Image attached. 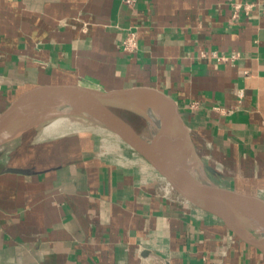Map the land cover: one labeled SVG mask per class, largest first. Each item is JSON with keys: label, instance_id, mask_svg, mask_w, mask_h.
Returning a JSON list of instances; mask_svg holds the SVG:
<instances>
[{"label": "crops", "instance_id": "crops-1", "mask_svg": "<svg viewBox=\"0 0 264 264\" xmlns=\"http://www.w3.org/2000/svg\"><path fill=\"white\" fill-rule=\"evenodd\" d=\"M263 2L0 0V111L35 84L154 87L199 172L264 197ZM62 118L0 147V264H264L106 127Z\"/></svg>", "mask_w": 264, "mask_h": 264}, {"label": "water", "instance_id": "water-1", "mask_svg": "<svg viewBox=\"0 0 264 264\" xmlns=\"http://www.w3.org/2000/svg\"><path fill=\"white\" fill-rule=\"evenodd\" d=\"M144 97L162 103L165 109L173 112L177 124L181 127L174 134L179 140L185 137L189 147L196 151L190 128L184 121L177 103L167 93L149 86L103 91L65 83L29 85L16 92L0 111V147L41 121L60 114L59 107L73 105L79 110L77 114L96 120L114 133L156 171L170 188L219 217L237 237L264 253V197L246 189L217 184L204 173L194 175L183 167L176 157L147 148L144 144L145 136L120 112L127 110L142 114L138 107L139 101H144ZM33 114H37L35 118L25 120L23 125L15 127L24 116L31 117ZM171 130L172 127L167 124L165 132ZM229 202L238 205L248 215L258 218L262 229L258 228L256 223H253L257 228L255 232L247 229L240 221L244 216L231 211Z\"/></svg>", "mask_w": 264, "mask_h": 264}, {"label": "bare ground", "instance_id": "bare-ground-1", "mask_svg": "<svg viewBox=\"0 0 264 264\" xmlns=\"http://www.w3.org/2000/svg\"><path fill=\"white\" fill-rule=\"evenodd\" d=\"M143 99H144V103H142V108H144V110L149 114V116L152 119V122L148 123V128H150V136L147 137L145 136L146 138L144 142L145 146L149 149L155 150L156 152H160L176 157L183 165V167L189 170L192 174L201 175L202 172H199L198 169L195 150L194 149L192 150L189 147V142L185 137H182L181 140H179L177 139V136L174 134V132H176V130L181 129V127L179 124H177V121L173 116V112L171 113V111H168L167 108L165 109V105H163L160 102L158 103L151 101L148 97H144ZM58 112L76 113L79 112V110L77 109V107L73 105H63L58 108ZM36 115L37 114L35 115L33 114L32 116L30 115L31 117H29L28 115L24 116L23 119H21L20 122L17 123V125H15V127L18 128V126H21L26 122L25 120H31L35 118ZM60 118L61 120H59L56 123H60L62 120L65 119L62 117ZM56 123L54 122V124ZM167 124H169L172 127L171 132L168 131L165 132V126ZM66 130L68 129L66 128ZM228 205L231 211L237 213L238 215L249 218L252 223H256L258 225V228L262 229V225L258 220V218L252 215H248L246 211H244L242 208H240L238 205L234 204L233 202H229Z\"/></svg>", "mask_w": 264, "mask_h": 264}, {"label": "rangeland", "instance_id": "rangeland-1", "mask_svg": "<svg viewBox=\"0 0 264 264\" xmlns=\"http://www.w3.org/2000/svg\"><path fill=\"white\" fill-rule=\"evenodd\" d=\"M142 103H144V101H139V107H138V109L142 112V114H138V113H135L133 111H127V110H121L120 112L124 115V117L126 119H128L135 126V128L140 132V134L147 137V136H150V128H148V123L152 122V119L149 116V114L144 110V108H142ZM60 117H73L76 119H81L83 121H90L93 123H98L96 120H93L89 117H86L84 115H80L77 113H60V114H55V115L41 121L39 124H37L36 126H34L32 128H39L42 125L51 122V120L53 121L56 118H60ZM99 125H101V124H99ZM25 132L22 133L17 138L23 137ZM240 221L246 227L249 226L250 228H252L254 230L257 229L255 224H253L249 218L244 217V218L240 219Z\"/></svg>", "mask_w": 264, "mask_h": 264}, {"label": "built area", "instance_id": "built-area-1", "mask_svg": "<svg viewBox=\"0 0 264 264\" xmlns=\"http://www.w3.org/2000/svg\"><path fill=\"white\" fill-rule=\"evenodd\" d=\"M126 4L130 7L133 6L134 4V0H125ZM256 3L251 2V3H246L245 4V8L247 10H250ZM241 6V4H237L236 8H239ZM263 6H264V2H263ZM122 49L128 53H134L137 51L138 49V35L136 33V31L129 29V31L127 32L123 42H122ZM235 55L232 56V58H234ZM222 59H227L228 57H221Z\"/></svg>", "mask_w": 264, "mask_h": 264}]
</instances>
